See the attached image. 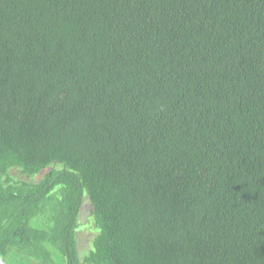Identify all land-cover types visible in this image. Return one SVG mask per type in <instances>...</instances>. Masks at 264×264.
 I'll return each mask as SVG.
<instances>
[{
	"label": "trees",
	"instance_id": "16d2710c",
	"mask_svg": "<svg viewBox=\"0 0 264 264\" xmlns=\"http://www.w3.org/2000/svg\"><path fill=\"white\" fill-rule=\"evenodd\" d=\"M19 255L264 264V0H0V264Z\"/></svg>",
	"mask_w": 264,
	"mask_h": 264
},
{
	"label": "rangeland",
	"instance_id": "374dc122",
	"mask_svg": "<svg viewBox=\"0 0 264 264\" xmlns=\"http://www.w3.org/2000/svg\"><path fill=\"white\" fill-rule=\"evenodd\" d=\"M89 210L90 206L89 203L84 202L82 205V209L79 215V221L80 223H83V228L81 231L77 233L78 237V250L80 256L90 247L91 240H92V234L93 231H91V228L93 227V222L89 216ZM7 260L11 262L12 264H35L33 261L26 262L25 259L21 255L14 256L10 259V257H7ZM17 261L16 263H14Z\"/></svg>",
	"mask_w": 264,
	"mask_h": 264
}]
</instances>
